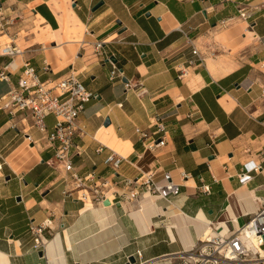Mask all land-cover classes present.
<instances>
[{"label":"crops","instance_id":"crops-1","mask_svg":"<svg viewBox=\"0 0 264 264\" xmlns=\"http://www.w3.org/2000/svg\"><path fill=\"white\" fill-rule=\"evenodd\" d=\"M0 3L15 19L0 35V48L13 36L21 50L13 58L0 56V74L7 76L0 79V98L16 88L24 61L31 62L41 82L71 70L94 95L78 117L83 136L75 143L84 155L73 159L76 171L112 178L103 161L113 151L125 158L117 170L120 178L151 169L158 175L170 172L179 186L169 202L141 196L115 205H82L64 199L65 175L47 163L52 153L32 119L1 114L0 264H127L137 251L142 261H150L188 251L205 226L222 233L238 230L259 210L264 203V0ZM236 3L256 13L248 21L238 19ZM99 42L101 55L94 51ZM58 46L66 59L54 53ZM106 58L122 71L120 80H109ZM180 72L184 76L178 78ZM157 118L166 127V145L151 151L146 146L154 137L141 141L135 130L150 129ZM99 145L105 148L96 154ZM247 162L261 170L240 184L237 177ZM202 186L209 192H201ZM29 219L35 225L51 221L43 232V250L33 248Z\"/></svg>","mask_w":264,"mask_h":264},{"label":"built area","instance_id":"built-area-1","mask_svg":"<svg viewBox=\"0 0 264 264\" xmlns=\"http://www.w3.org/2000/svg\"><path fill=\"white\" fill-rule=\"evenodd\" d=\"M237 4V18L248 21L256 13V8H251L243 3ZM14 18L3 13L0 3V35H3L9 26L14 23ZM14 37L9 38V43L0 48V56L13 58L21 54V50L14 42ZM191 45L190 39L186 41ZM97 55L102 54L101 43L94 45ZM192 54L196 55L199 62L203 59L193 48ZM209 56H214V52H209ZM106 63L111 67L109 80H120L122 71L106 58ZM190 66L194 61H189ZM43 71L48 72L47 67ZM184 76L180 72L178 78ZM0 79L7 81V76L0 74ZM125 89H130L128 83H124ZM142 94V93H141ZM94 98V95L86 90L75 72L69 71L63 77L54 81L39 80L35 68L29 60L22 64V73L18 79L16 88L10 90L4 97L0 98V115L7 114L14 117L16 113L23 117L32 119V127L41 135L45 149L52 153V161L64 173L65 187L62 191L64 199L81 202L82 205H102L108 201L110 205L120 202H131L138 200L141 196H148L169 202L177 196L179 186L172 180L170 172H162L160 175L155 170L140 172L139 176L131 178H120L117 170L125 161L119 154L110 151L103 163L112 171L110 179L96 176L92 171L84 176L80 175L73 164V159L84 155L82 147L75 143V140L83 136L82 129L78 126V117L84 111L85 105ZM49 116L54 118V123L48 127L45 119ZM141 141L148 136L154 140L146 146L148 150H155L166 145V127L161 119H155L148 130L136 129ZM31 143V138L27 136ZM105 147L99 145L95 149L96 154H101ZM4 164V163H3ZM0 163V170L2 169ZM261 170V165H254L247 162L238 174V182L247 184L253 179V174ZM182 180L187 179V174L180 172ZM119 187L121 192L115 190ZM201 192L208 193V186H202ZM50 220H46L40 225H35L33 220L28 221V233L32 237L33 248L35 250L44 249L43 232L50 230ZM264 203L259 210L252 215L245 225L238 230H231L222 233V230L214 228V235L206 239H198V242L188 252L175 253L163 256L150 261H142L139 251L133 257V262L127 264H264V259L260 256V251L264 254ZM250 238L259 239L257 247L250 244Z\"/></svg>","mask_w":264,"mask_h":264},{"label":"bare ground","instance_id":"bare-ground-1","mask_svg":"<svg viewBox=\"0 0 264 264\" xmlns=\"http://www.w3.org/2000/svg\"><path fill=\"white\" fill-rule=\"evenodd\" d=\"M67 47H68V49H71L74 46L73 45H67ZM54 53L56 54V56L61 57L62 59H66V55L64 53L63 46L55 47L54 48ZM13 163L9 162V165L14 167ZM88 204H90V203H88ZM216 230H219V229H216ZM211 235H214V228L209 227V226H205L203 228V230H202V233H201L199 239H203L204 240V239L208 238ZM249 242L254 247H257L259 245V243H260L259 239H257V238H250ZM188 251H190V249ZM188 251H185V252H188ZM260 253H261L260 256L264 259V254L262 253V251H260ZM233 264H235V263H233Z\"/></svg>","mask_w":264,"mask_h":264},{"label":"water","instance_id":"water-1","mask_svg":"<svg viewBox=\"0 0 264 264\" xmlns=\"http://www.w3.org/2000/svg\"><path fill=\"white\" fill-rule=\"evenodd\" d=\"M101 4H102V3H98V4L94 7L93 11L96 10L99 6H101ZM147 16H148V15H147ZM119 23H120V22L117 21V24H119ZM122 81H123V79H122ZM108 125H109V121L106 120V121L104 122V126H108ZM16 200L19 201V200H20V197H16ZM104 204L107 205L108 202H105ZM263 241H264V237H263ZM38 255L41 257V256H42V252L40 251V252L38 253ZM129 262H133V259H129Z\"/></svg>","mask_w":264,"mask_h":264},{"label":"rangeland","instance_id":"rangeland-1","mask_svg":"<svg viewBox=\"0 0 264 264\" xmlns=\"http://www.w3.org/2000/svg\"><path fill=\"white\" fill-rule=\"evenodd\" d=\"M8 43H9V38H8V39L5 38V41H4L3 46H4V45H7ZM3 46H2V47H3ZM45 123H46L48 126H51V125L54 123V118H53L52 116L46 118Z\"/></svg>","mask_w":264,"mask_h":264}]
</instances>
